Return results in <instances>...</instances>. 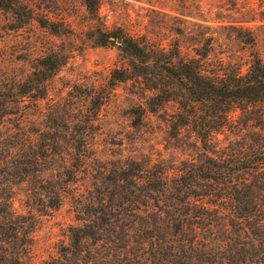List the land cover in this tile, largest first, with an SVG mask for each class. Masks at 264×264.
I'll return each mask as SVG.
<instances>
[{"label":"trees","instance_id":"trees-1","mask_svg":"<svg viewBox=\"0 0 264 264\" xmlns=\"http://www.w3.org/2000/svg\"><path fill=\"white\" fill-rule=\"evenodd\" d=\"M44 1L0 0V12L10 16L9 30L37 24L55 36L70 34V25L52 19ZM85 2L95 21L92 39L99 46L121 40L123 63L112 71L107 94L90 95L93 115L86 121L95 120L120 85L132 83L142 99L130 109L132 126L142 127L149 114L173 104L165 122L177 143L174 150L187 157L171 166L130 158L95 168L100 185L84 208L86 218L69 229L68 243L47 264H264V61L252 33L239 32L251 49L243 73L223 53L217 55L212 33L189 56L180 42L167 48L145 35L108 29L98 0ZM68 59L66 52L50 50L9 96L1 94L0 74V125L27 100L42 99ZM88 137L80 130L60 140L86 158ZM55 138L34 149L30 173L52 155L49 148L55 153ZM2 154L0 164L8 160ZM12 205L1 193L0 264H24L29 255L31 221L17 216Z\"/></svg>","mask_w":264,"mask_h":264},{"label":"rangeland","instance_id":"rangeland-1","mask_svg":"<svg viewBox=\"0 0 264 264\" xmlns=\"http://www.w3.org/2000/svg\"><path fill=\"white\" fill-rule=\"evenodd\" d=\"M85 1H44L52 19L65 20L70 25L72 31L65 36L52 35L37 24L11 31L10 16L0 12L3 96L11 95L15 85L25 80L35 70L37 60L50 50L69 54L67 63L47 83L45 96L36 102L27 100L17 115L6 117L0 125V153L8 158L0 164V194L11 197L13 212L31 221L32 226L24 264H47L58 246L68 243L69 229L83 224L84 208L95 186L100 185L94 178L95 168L130 158L144 163L151 160L152 164L164 160L171 166L187 157L174 150L177 143L165 122L175 111L173 104L156 115L149 114L142 127L132 126L130 109L142 101L134 95L132 83L120 85L95 120L86 121L93 115L90 95L107 94L112 71L123 63L119 43L99 46L92 39L95 21ZM98 2L99 14L108 29L145 35L167 48L180 42L183 54L189 56H195L201 46L199 41L212 33L217 55L223 53L243 73L248 71L251 49L239 32L242 30L244 35L249 30L264 61V0ZM80 130L89 136L86 158L77 157L78 150L60 140L69 132ZM50 136L56 137L58 150L52 153L49 148L47 154L52 155L43 158L30 173L32 152L42 145L46 148ZM17 155L21 157L17 159Z\"/></svg>","mask_w":264,"mask_h":264},{"label":"water","instance_id":"water-1","mask_svg":"<svg viewBox=\"0 0 264 264\" xmlns=\"http://www.w3.org/2000/svg\"><path fill=\"white\" fill-rule=\"evenodd\" d=\"M121 42V40H119V43Z\"/></svg>","mask_w":264,"mask_h":264}]
</instances>
